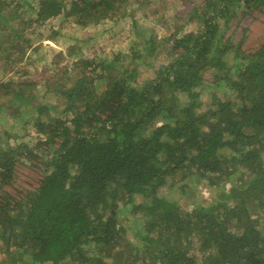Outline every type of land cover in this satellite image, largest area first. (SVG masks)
<instances>
[{
	"label": "trees",
	"instance_id": "obj_1",
	"mask_svg": "<svg viewBox=\"0 0 264 264\" xmlns=\"http://www.w3.org/2000/svg\"><path fill=\"white\" fill-rule=\"evenodd\" d=\"M129 2L0 0V51L19 50L21 62L32 42L24 37L40 41L47 23L100 24ZM263 8L264 0H204L187 15L195 32L160 42L139 35L111 58L70 50L73 70L63 68L53 88L61 103H37L22 124L41 142L31 147L21 128L15 147L0 146L2 264H264V43L244 50L247 28L238 42L227 36ZM140 67L152 77L140 81ZM24 92L0 111L35 100ZM25 161H38L42 177L13 197L6 188ZM176 178L186 181L181 195L189 189L202 204L162 197ZM121 205L141 215L132 228L120 222Z\"/></svg>",
	"mask_w": 264,
	"mask_h": 264
},
{
	"label": "rangeland",
	"instance_id": "obj_2",
	"mask_svg": "<svg viewBox=\"0 0 264 264\" xmlns=\"http://www.w3.org/2000/svg\"><path fill=\"white\" fill-rule=\"evenodd\" d=\"M203 2L204 0H144V2L131 0L117 11L115 18L104 19L100 24L84 27L77 26L73 21L62 23V20H54L43 26L44 38L40 41L34 40L33 36L27 34L28 36L24 38L29 37L32 42L29 47L24 45L25 57L21 62L14 61L17 57L21 58L19 50L14 56H7L4 50H1L0 67L6 64L8 70H3L4 67L0 69V107L13 101L14 92L18 87L25 88L26 96H33L35 100L27 104L14 102L11 107H6L0 111V146L5 147L7 143L14 146L15 136L23 134L21 131L23 129L27 130L26 136L30 134L26 141L30 140L31 147L38 144L39 138H41V142L42 137H39L36 132H30L29 126L23 127L22 124L27 120L28 113L36 114L33 106L37 103L44 101L50 105L58 106L61 103L53 88L57 82H60L64 73L63 68L68 66L69 72L73 70L71 65L75 60L70 58L68 54L70 50L74 49L77 53L81 52V55L86 58L106 55L111 58L116 53L126 54L130 52L132 46L141 41L139 35L146 37L153 35L160 42L161 40L172 39L177 30H180L177 36L195 32L198 25L188 23L187 15L195 6ZM29 15L30 13L27 14V18H30ZM33 26L35 27V25ZM51 27L54 29L51 30ZM242 28L248 29L246 34L248 39L243 46L244 50L254 51L261 46L264 43V8L243 19L241 27L237 26V22L234 21L227 36H232L234 41L238 42L242 38ZM55 32H58L55 35V41L46 39V36L49 38ZM58 54L64 60L58 58ZM8 57H13V59L8 60ZM163 58L165 56L160 57L159 61L163 62ZM140 70L142 71L140 81L152 77V71L143 67H140ZM208 78H211V75ZM60 83L63 84L62 81ZM64 83L66 86L71 85L68 81ZM202 100L204 101L203 110L211 106V90L203 91ZM17 110L19 112H15ZM5 115L6 119H3ZM39 148L44 150L45 146L40 145ZM35 150L38 154L41 153V150H37V148ZM40 172L41 168L38 161L23 162L17 170L15 181L6 188V191L13 197H20L29 190L34 191L42 177ZM181 184H186V181L180 183L177 178L175 181L170 180L161 189V196L177 202L183 208L202 204V198L190 194L189 189L181 195V190H179ZM203 188L200 186L199 190ZM142 202L144 200L137 197L135 203ZM120 208H122L120 222L123 226L127 228L135 226V219L140 218L141 215L126 214L127 210L132 212L130 206L121 205ZM194 246L193 251H196L198 257L201 258L199 243H195ZM4 259L6 256L0 252V264Z\"/></svg>",
	"mask_w": 264,
	"mask_h": 264
}]
</instances>
